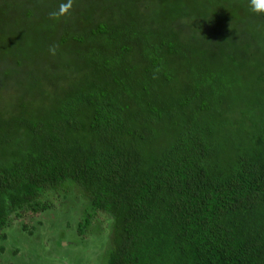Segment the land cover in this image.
I'll return each mask as SVG.
<instances>
[{
	"label": "trees",
	"instance_id": "obj_1",
	"mask_svg": "<svg viewBox=\"0 0 264 264\" xmlns=\"http://www.w3.org/2000/svg\"><path fill=\"white\" fill-rule=\"evenodd\" d=\"M64 2L0 0V264L61 211L101 264H264V14Z\"/></svg>",
	"mask_w": 264,
	"mask_h": 264
},
{
	"label": "rangeland",
	"instance_id": "obj_2",
	"mask_svg": "<svg viewBox=\"0 0 264 264\" xmlns=\"http://www.w3.org/2000/svg\"><path fill=\"white\" fill-rule=\"evenodd\" d=\"M121 0H112L113 4H120ZM114 23V20H112ZM117 27V26H116ZM115 27V28H116ZM65 211L55 212L54 217L34 227V232L27 235L23 231L14 229L12 223L8 228L4 246L15 249L17 253L11 256L6 252L4 258L8 264H101L102 258L99 248L102 241L97 238L76 237V217L64 214ZM27 222V221H26ZM32 231L27 225L26 232ZM63 240L60 241L59 238Z\"/></svg>",
	"mask_w": 264,
	"mask_h": 264
},
{
	"label": "clouds",
	"instance_id": "obj_3",
	"mask_svg": "<svg viewBox=\"0 0 264 264\" xmlns=\"http://www.w3.org/2000/svg\"><path fill=\"white\" fill-rule=\"evenodd\" d=\"M73 0H66V2L61 3L57 11H52L49 13V18L53 20H59L66 14H70V9L72 8ZM249 7L253 13L264 14V0H249ZM49 53L51 55L56 54V47L50 46Z\"/></svg>",
	"mask_w": 264,
	"mask_h": 264
}]
</instances>
